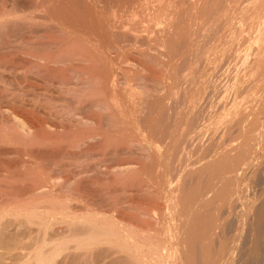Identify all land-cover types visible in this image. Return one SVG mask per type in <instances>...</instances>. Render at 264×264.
<instances>
[{
	"label": "rangeland",
	"instance_id": "obj_1",
	"mask_svg": "<svg viewBox=\"0 0 264 264\" xmlns=\"http://www.w3.org/2000/svg\"><path fill=\"white\" fill-rule=\"evenodd\" d=\"M204 1L205 0H203V2ZM207 1L208 0H206V2ZM209 1L211 2V0H209ZM249 1L250 0L244 1V3L249 2ZM170 2H169V0H81V1L79 0V5H80L79 9H80L81 18H83L82 19L83 24H85V25L89 24L90 25V23H91L90 18L91 17H96V19L98 18L97 19L98 23H100L101 25L103 24L101 28H97V31L99 29H101L99 32L96 33V36L98 35L97 38H96L95 34H94L95 37L92 36V37H94L95 40H92L93 38L89 36V40L91 38L92 42L91 41L88 42L87 41L88 37L86 38V36L84 37V35H82L83 36L82 40H84V38L86 39V43H84V41H82L83 42L82 44H83V46H84V44H86L88 48H86V49L84 48V47H86V45L83 47L85 50V51H83V52H85V53H83L85 55V57L83 56L82 63L79 65L81 68L80 67L79 68L82 70V72H85V73H88V71H90L88 74H90L94 69L95 72L93 71L92 74H94L95 76L97 75L95 78H98V79H93V81L91 82L92 85H90L91 86L90 88L94 87V90H93L95 93L94 96L97 98L101 99V97H103V95H100V93H99L101 91V90H99V88L100 87L103 88L104 83L106 86L107 83L111 82L110 84H108V86H110L109 88H111V91L108 88V86H106L109 90V91H107L108 92L107 98H108L109 102L111 100V103L114 104V105L112 104L113 106L111 105L113 108V109L112 108L111 109L114 110L115 113H113L114 111H112L111 113L109 112L110 118H108L106 111H103L101 108L95 107L92 105L93 100L97 101L100 99H97V98H96L97 100L95 98L92 100L89 99V100H87V102H84L85 104L83 103L80 106L81 107L80 111L82 112L84 110L82 113H86V115H88V116L90 114V116L93 117L94 119H99L100 121L102 120L101 125L99 124V125L83 126L82 128L81 127L79 128L80 130L77 129L78 132L75 130H71L73 132L67 131V134L65 136H66V139L68 138L67 139L68 141H70V140L73 141V140L79 139L82 136L86 135L87 132L93 133V132L97 131L98 134H96L97 132H95L93 134L98 135V136L101 134L102 136H105V139L106 138H108V139H106V140L100 139L103 143L99 140L98 141L95 140V142L92 141V142H90L91 144L88 143L89 147L85 146L86 145L85 144L84 147L87 149L82 147L83 145L80 143V145H82V146H78V147H76V149L70 148L69 151H63L61 149H58V150L53 149V151H48V153H47V151H44V148L42 146L41 147L40 146H34L33 151H31V153L28 152L29 155L32 157V158H30L31 161L34 162L36 165L38 164L37 162L39 160L43 161L41 163L45 162L43 164V166H45L47 168H43V169H47L46 171L49 172L52 176H58V177H65L66 176L67 177V175H70V174L80 173L76 176L75 181L72 180V182H70V183H68V185H66V187L63 191L56 192V190H54L53 191L54 193L51 192V193H46V194H42V195L35 194V193L31 194L28 192V189H26L29 185L28 183L32 182V180L25 179V178H29V176L26 177L27 175L26 176H24V175L28 172H32L35 169V164H34V168L33 169L31 168L32 170L27 169L28 170V172H27L26 168L21 163L22 157L19 159L20 155L18 156V154L19 153L21 154L22 152L16 153L17 157H16L15 153H12V154L7 153L6 154L5 152L7 151V149H8V151H11L12 149H14L13 146L10 145L11 146V149H10L9 145L2 144L3 145L2 146L0 144V147L1 146L3 147V148H1L2 153L0 154L1 155L0 160L4 161V159H5V163L3 162V166L1 168H3V169L5 168L4 171H6V169L8 170L7 171L8 173L7 172L5 173L4 171H2V169L0 172V199L2 200V201L0 200V213L2 212V214H5L3 219H1V221H0V228H1L0 229V232H1L0 233V239H1V236H3L2 238H4L6 236L7 238H5V239H12V241H14V240L20 241L21 244L25 243L24 245L27 247V251H29V250L31 251L33 248V247H31V245L37 246V244H38L37 240L40 241L41 236L43 237L44 235H46L44 237L45 238L47 237L46 239L48 241L50 240V243L54 242L53 239L57 240V239H66L67 238L66 239V242H67L66 243L67 244L66 250L63 251L60 255H58L56 260L54 262H52L51 264H128L126 261H124L123 257H121V256L119 257L118 254L114 255L115 253H113V250H111L109 248L107 243L94 244L90 248L85 247V249H83L84 247H80L77 245L78 244L77 242L81 241L80 239L83 240L88 235L87 230L90 229V226H88V224L90 225V223H96L97 221H99L98 223H100V222H103L102 220H104L106 222V221H108V219L114 218L116 220L117 224H119L118 222L120 221V224L118 225V227L122 224V227H120V228H122L124 230L128 229L130 231L131 228L133 231L135 230L136 233H133V235L135 234L134 237H135V240L137 239L136 241H137V243H139L138 245H140L141 243L143 245H147V246H143V248H142L143 250L142 249H141V251L139 250V253H141V256H142V252H143L142 257H144V256H145V258L150 257L149 253H152L153 251H155L153 249L151 250L150 248L152 246L155 247V245L160 242L161 245H160V243H159V245L161 247H163L164 244L171 247L170 248L171 254L169 253V255L166 256L165 251L160 246H158L159 253L162 252L161 255H164L163 259L160 261L161 264L162 263L163 264H172V262H171V261H173L172 253L174 250L173 248L177 247V245H176L177 244L176 233H178V232L174 231L175 230V228H174L175 224L173 222H175L174 220H176V224L179 223L178 217L173 216L176 214V213H174L175 207H173L174 206L173 203L175 202L174 201L175 198H177V195L175 194L176 193L175 188H177V186H178L177 183H179V180H180L178 178V176H182V175L184 176V175H186L185 174L186 172L190 173V171H192L193 172L192 174H194L198 170H202V168L204 170L205 164H206V170H204V171L206 173V171L209 172L210 169L213 170L211 165L214 164L213 166L215 168V166H217L218 164L220 165V162L223 161L222 164L224 166L222 164L220 165V166H222L223 172L220 171L221 176L219 174L218 179L214 180L216 183L218 182V184H216L213 181V184L207 190L208 192L206 191V193H205V195H207V194L208 195L207 196L204 195V198H207L205 200L215 198L213 200L214 202L212 203V207H211V204L209 205L210 207L208 206V210L211 213L210 215H214V213L217 212L221 208V210H219V214H220L219 220L221 222H219L220 224H217L218 226L219 225L220 226L218 227L216 225V227H214L212 230V233L213 234L215 233V235L212 234L213 235L212 240H214V241H213V243H211L213 245V247H211L210 252H212V253L209 254L210 260H208V262H210V264H264V259H263L264 255L261 254L264 252V250L261 252V250L264 249V246H262L260 244L261 247H263V248L261 249V247H258V245H257L258 243L255 241L256 236H252L253 235L252 225H254L256 218H257V216L255 215V213H256L255 210H256V208L258 209V207H260V205L264 201V195H263L264 194V192H263L264 191V118H263L264 117V80H263L264 76H261L262 77V79L260 78L261 80L258 79V77L256 78V76H254L258 80V82L260 81L259 82L260 85L258 83H256L257 82L256 79L253 80L252 75H250L252 77V79H250L251 77L249 75H247L246 78L244 77L246 79L245 81H247L248 83L244 81V79H243L244 74L246 72H247V74H249L248 70L251 69L250 68V66L252 67L251 64H253V66L256 64V66H257V63H256L257 59L255 60L254 57L251 58V55H250V57H249L250 60L254 58L255 61L251 60L250 64L249 65L247 64L249 69L247 66L245 67L244 62L241 63V61H243V60L240 56H242L245 53V51L248 48L246 46L249 45V41L244 42V40L242 39L243 38L242 36H241V38H240V36H238L239 39L237 38V40L236 41L234 40V42L231 44L227 40V38L229 39L230 36H227L226 37L227 43H224L226 41L223 42V45L221 46L220 51L217 49H214V48H212L211 50H213V51H211L208 48L212 44L211 41L214 42V38L212 39V37L216 36V35L215 36L210 35V33H209L210 29L208 30V28H210V27L207 25V24L210 25V22L206 23L208 21H206L204 19H206L207 16L206 17L202 16L205 13V10H206L205 7L208 4L206 6L200 5V8L204 6L203 7L205 9L204 12L202 11L203 8H202V10H199V11H202L203 13L197 11L199 8L196 10L195 14L197 13L198 17H197V19H196V17H194V20L193 21L191 20V21L193 22V24H197V25H198V23H200V24H199V26L194 25V27H192L191 26L192 24H190L191 21L188 18V17H191L190 13H189L191 10V8L189 7L190 0H176L177 5H174L175 8H174L173 4H176V3H174L173 0L172 1L170 0ZM206 2H205V4H206ZM211 3H213V2H211ZM170 4L172 6H170ZM170 7H171V9H170ZM211 8H213V7L211 6L208 9H211ZM168 10H170V12ZM172 11L174 13H172ZM171 13L173 15H171ZM199 13L202 15L200 16ZM93 15H95V16H93ZM196 15H194V16H196ZM174 17L176 19H173ZM201 17L203 19V20H201V21H203L202 23H201V21L198 22L201 19ZM203 17H205V18H203ZM168 18H171L172 22L173 21L175 22V23H172L175 25V28H172L171 26L168 27V24L172 25V24H170L171 21L168 20ZM85 20H87V21L85 22ZM89 21H90V23H89ZM107 23L110 25L111 24H114V25L110 26V25H107ZM186 23H188L192 28L197 27L194 30L191 28V30H193V33L191 32V36H192V34L195 37L198 36L199 32L201 31L199 28L202 27V31L199 35L200 39L198 37L196 38L198 43L196 42L197 44L195 47L196 48L198 47L197 49L195 47L193 48V46L195 44L194 41H196V39L194 37H192V41H191L189 38V37H191L190 35L188 37L189 38L188 40L190 42L187 41L189 44L188 43L184 44V46L186 45L185 46L186 48L188 45L190 46L192 44L193 49L190 46L191 50H198L197 52L200 51L199 53L196 52L198 54V55H195L196 59H194V57L191 58L192 61H190L191 59H189L186 55L185 56H186L187 60L185 59V56L183 53L185 52V54H186L188 50L186 51L185 50L186 48L182 44H181V50H183L182 52H180L181 50L177 48L178 44L180 43L178 41L179 34H178V36H176V34H175V37H174L175 39L173 38V40H172L174 42V44H173V42H170L171 40L169 41L171 43L170 44L169 42H167V43L163 42V39H162V37H164L165 33H167L166 31L169 28L170 29L172 28V30L174 29L175 32H179L181 30L180 31L181 33H184L185 29H186V31L187 30L191 31L189 28L188 29L186 28L187 27ZM203 23L205 26L207 25V28L202 25ZM89 25H86V26L88 27ZM151 25H152V27H151ZM200 25H202V26H200ZM135 26H136V28H135ZM204 27H205V29H204ZM182 30H183V32H182ZM196 30L198 32V35L195 32ZM203 31L207 32V34H209L210 36L206 35V37H203V35L205 34V32H203ZM211 31H212V28H211ZM100 32H101V34H100ZM181 33H180V36H181ZM187 33L188 32H185V34H187ZM185 34H183V35H185ZM201 34H202V36H201ZM183 35L180 38H182ZM207 36L209 39L211 37L210 42L204 43L205 42L204 38H207ZM180 38H179V40H180ZM208 38L206 39L207 41L209 40ZM240 39H242L243 41H240ZM202 40H204V42H202ZM160 41H162V42H160ZM229 41H230V39H229ZM235 42H237L238 44L243 42V44L241 43L240 45H238L241 47H238L237 44H235ZM88 43L91 45L90 46L91 50H89L90 52H88V49H89ZM164 43H165V45H164ZM116 44H118V45H116ZM232 44H234V45L232 46ZM235 45L238 47V50H236L237 47ZM199 46H201V50H199L200 49ZM203 46L204 47L206 46V47L204 48ZM171 47H172V49H171ZM182 47L185 49H183ZM222 47H223V49H222ZM252 47H254V43L251 46V48ZM83 48H82V50H83ZM262 48L264 51V47H262ZM93 49H95L96 51ZM117 49H119V50H117ZM242 49H244V50L246 49V50L244 51ZM99 50H102L104 55L102 54V51H99ZM204 51H206V52L204 53ZM159 52L160 53H169V56L171 57V58L169 57L170 62H171L170 64H172V65H170L171 66L170 71L173 72V74L171 73L172 74L171 77L174 79V81L171 78L173 85L171 87V83L169 82L170 85L167 86L168 88L170 87L172 89L171 90L169 88L170 89L169 93L167 91L166 95H168V96H166L163 93V90H161V84L160 85L158 84L159 83L158 78H160L162 75L160 73V69H159L160 67L157 65L155 59L160 55ZM202 52L204 54L207 53L206 58H208V60H210V61H208L207 59H205L203 57L204 54ZM211 52H214V53H211ZM239 52H241V54ZM87 53H89V54H87ZM90 54H92L94 56L91 57ZM183 56H184V58H183ZM214 56H215V58H214ZM263 56H264V53H263L262 57ZM263 59H264V57H263ZM86 62H89V63H86ZM252 62H254V63H252ZM262 63H260V64H262V67H263L264 62H262ZM102 64L105 65L106 67H104ZM200 65H202V66H200ZM244 67L246 69L243 70ZM103 69L105 70V72ZM107 69H108V71H107ZM122 69H123V71H122ZM236 69L237 70L240 69V72L238 70V72L240 73V77H241V75H243V76L240 78L241 80L239 79V82L240 83L242 82V84H239V82H238V84H236L235 89H234V86L232 88V87H229V85H230V83L232 84V82L234 81L235 74L238 73L236 71ZM260 69H259L257 76L260 75L259 73L263 72L262 71L263 69H261V72H260ZM200 71H201V73H200ZM235 71H236V73H235ZM187 74H188V76H187ZM105 76H106V78H104ZM179 76L181 79L179 78ZM123 77L125 79H123ZM247 77L249 79H247ZM100 78H102V79H100ZM179 79L181 81V82L179 81L181 84L178 83V85H176ZM74 80L75 79H72L71 81H74ZM100 80H102L104 83L100 82ZM124 80H126V81H124ZM176 80H177V82H176ZM131 81H132V83H131ZM243 81H244V83H243ZM253 81H255V82H253ZM262 81H263V83H261ZM14 82H12L13 86L17 85V84L23 85L25 83H28V84H26L28 87H30V86L33 87L35 85V84L33 85L32 83H29V82L22 83L21 81H18V80L14 81ZM16 82H18V83L16 84ZM127 82H128V84H126ZM250 82H253L255 86H253V84ZM123 83H125L126 86ZM196 83H197V85H195ZM43 84H45V82H43V81H42V83H39V85L43 88L48 87V83L46 84V86H43ZM98 84H99V87H97ZM95 85H97V86H95ZM111 85H113V86H111ZM129 86H131V87H129ZM143 86H146L147 88H145ZM226 86H227V89H226ZM252 86L255 87V90L258 89L257 93L255 92L256 94L252 90H249L250 88H248V87L253 88ZM49 87H52V86L49 84ZM84 87L86 89L89 88L88 84L87 85L86 84H80L79 90H82ZM95 87L98 89H96ZM168 88H167V90H168ZM189 88L190 89L192 88V89L190 90ZM96 90H98V91H96ZM184 90H185V92H184ZM251 91H252V94H251ZM109 92H111V94H109ZM130 92H131V94H130ZM61 93H59V94H61ZM109 95H111V97L113 96L114 99L111 98L109 100V97H108ZM121 95L123 96L122 98H121ZM251 95L253 96V98ZM179 96H181V97H179ZM198 96H199V98H198ZM154 97L156 99L159 98V100L157 99L158 102H156V105H155V103L152 102L153 105H155L154 106L155 108L154 107L152 108L151 107L152 106L151 100ZM54 98H53L54 102L52 104L53 105L56 104L58 107L62 103H65L71 107L75 106V100L73 98H71L69 95H65V93L64 94L62 93L60 96L55 93ZM139 99H140V101H139ZM243 99H245L246 101ZM10 100L11 99L8 100L6 97H1L0 98V105L2 106V108L7 109V107H6L7 105L5 106L6 101H8L11 104V106L12 105L16 106L15 104H13L15 101L10 102ZM115 100H116V104L114 103ZM123 102L125 104H123ZM189 102H191L192 104ZM238 102L241 104V106ZM88 103H90V104H88ZM245 103H247V104H245ZM158 104H159V106H157ZM237 104L240 106V108H238V109H240L241 111L244 112L243 113L239 110L240 113H242L245 117H243V115H241L239 113V115H241V117H239V115H238L239 119L236 117L234 119L233 123H231L230 133L229 132L223 133L224 132L223 128L225 127V125H222V123H219V122L217 123L216 119L218 121L220 114L222 115V107L223 106H225L226 108H231L234 105L237 106ZM250 104H252V105H250ZM164 105L166 106L165 108H164ZM147 106H148V108H147ZM149 106L151 108H149ZM244 106H245V108H244ZM120 107H121V110H120ZM168 107H169V109H168ZM186 107H189V108H186ZM89 108H91V109H89ZM161 108H162V110H161ZM250 108L252 109V111ZM132 109H134L135 111ZM155 109H157L159 111H157ZM164 109L165 110L168 109V110L164 111ZM30 110L35 113L34 114L31 111H30L31 113H29L30 117H33L35 115L34 116L35 118L33 117L34 120L41 116V114H39L41 112L37 113L33 109H30ZM28 111H27V114H28ZM51 111L57 112L55 109H54V111L53 110H51ZM245 111H246V113H245ZM52 112H45V114L42 113L43 116H41V117H44V118L46 117L45 119H47L50 122L52 120L54 121L55 119H57V121H58L59 118H57L58 117L57 114H60V113L57 112V113H54L51 115ZM121 112H123V114ZM47 113H49L50 117ZM116 113H117V115H116ZM152 113H154L153 116H152ZM161 113L163 114L161 117L162 119H160ZM46 114L48 116H46ZM55 114L57 115V117ZM165 114H166V117H165ZM38 115H40V116L38 117ZM53 115H55V119H54ZM169 115L172 116V120H173V122H175L174 126L172 125L171 127H174L176 130L174 131V128H173V130H171L172 128H170V132H171V133L169 132L170 135L165 137V134H163V133H165L164 129H163L165 127H163V125L166 124L167 120L165 121L164 118L166 119L167 117H169ZM51 116L53 117V119H51ZM112 117H115V118H112ZM149 117H151V118H149ZM213 117H215L216 119ZM240 118H241V120H240ZM109 119H110V122H109ZM111 119H113V120H111ZM122 119H124L125 122L126 121L128 122L127 123L128 128H127V125H124V122ZM114 121H116V122H114ZM177 121L179 124L177 123ZM240 122H243V123H240ZM254 122H255V124H254ZM162 123H164V124H162ZM176 123H177V125H176ZM158 124H160L161 126ZM123 125H124V127L126 126L125 127L126 129L123 127ZM193 125H194V127H193ZM204 126H206V128ZM81 129H83V130H81ZM182 129H183V131H182ZM40 131H42V130H40ZM236 132H237V134H236ZM44 133H46V132L44 131ZM250 133L252 134V136ZM41 134L43 135V131ZM186 134H187V136H186ZM198 134H200V135H198ZM118 135H120L119 138L117 137ZM50 136L51 137L55 136V139H57L56 134L52 133V134H50ZM161 137H162V139H161ZM127 138H128V140H127ZM147 139H148V141H147ZM104 140L107 143H105ZM228 140H230V141H228ZM136 142H142V143L145 142V144H149L150 147L152 148V149H150L151 153H149L150 152V150H149V151H147L148 155L145 156L147 154L145 151L144 153H146V154H144V156L138 158L139 157L138 153L142 152V151H139L140 149L136 145ZM122 143H123V145H122ZM154 143H156V144H154ZM206 144H209V145L216 144V145H214V146H212V148H210L211 146L209 147V145H206ZM231 144H232V146H230ZM90 145H91V147H90ZM233 145H234V147H236V145H237V147L242 149L245 153H241V154H243V155H241L240 153H238L240 151H237L240 149L235 148L236 151H235V149L231 150L232 152L230 151L233 154H231L229 152L234 157L229 155L227 158V156L225 154L223 156L222 152L223 151L225 152L226 148L233 147ZM193 146L194 147L197 146L198 148L194 149ZM199 146H200V148H199ZM202 146H204L205 148ZM22 147H25V146L21 145L20 148H22ZM192 148H193V150H192ZM201 148H203V149H201ZM115 150H116V152H115ZM130 150L133 152H131ZM203 150H205V151H203ZM233 151L236 154L241 155L242 156L241 159L239 156L235 155V153ZM62 152L63 153L65 152V153L63 154ZM246 152H247V154H246ZM54 153H55V155H54ZM255 153H257V155ZM152 154H153V156H152ZM245 154L248 156H246ZM9 155H11V156L13 155V157H11ZM61 155H63L66 158H64V159L59 158V157H61ZM149 155L151 156L153 162L151 161V158ZM218 155L220 156V158L218 157ZM254 155H256V156H254ZM8 156L11 158H9V160H6V159H8L7 158ZM230 156H231V158H229ZM41 157L43 160L41 159ZM222 157H223V160H222ZM236 157H239V159ZM226 158L228 160L224 161V159H226ZM234 158L236 159V161L238 160V162L235 161V163H237V164H234V162H233L235 160ZM244 158H245V160H244ZM16 159L17 160L19 159L18 160L20 162L19 164H21L22 166L17 163L18 161ZM69 159H70V161H69ZM219 159H221V160L218 163ZM254 159H255V161H254ZM55 160H56V162H55ZM135 160H138L137 162L139 163V166H136L137 167L136 168L137 175H136V172H134L133 175H135V176L129 181L127 180V181H124L122 183L121 182L120 183L119 182L114 183L113 181H116L117 179H119V177L117 178L116 175L113 176L112 173H111L112 176L110 173H109V175L106 174V176H104L102 174V172L106 171V169L108 167H112V166H115V165L120 164V163L135 161ZM231 160H233L232 162H233L234 166H230L232 169L229 166H227L228 168H230V169H227V167L225 165H226V163L229 165V162H231ZM250 160L251 161L253 160V162L255 164L253 162H251ZM10 162H12L13 164H15V162H16L18 165L16 164L12 168L10 166V169H8L9 168L8 165ZM207 163H208V165H207ZM151 164H153V166ZM231 164L232 163H230V165ZM38 165H37V168L39 169L40 165H39V167H38ZM257 165H258V167H257ZM201 166H203V167L201 169H199ZM207 166H208L209 170L207 169ZM235 166H239V167H235ZM197 168H198V170H197ZM195 169H196V171H195ZM226 169L228 170V173H227ZM233 169H235V170H233ZM34 171L36 172V170H34ZM42 171H44V170H42ZM151 171H153V172H151ZM162 171H164V172H162ZM32 173H31V175L35 176V174H32ZM44 173H45V171H44ZM182 173H184V174H182ZM64 174H66V175H64ZM4 175H7V176H4ZM20 176H22V177H20ZM195 176H196V180L200 179L199 176H198L199 178L197 177V175H195ZM195 176L193 177L192 180H194ZM113 177H115V178H113ZM176 178H177V180H176ZM141 179H143V180H141ZM223 179L228 181L229 183L224 181ZM153 182H155V184ZM95 183L97 185H95ZM224 183H226L227 186H225V187L227 189L225 187H221L222 185L224 186ZM131 184L133 187L129 186ZM149 184H151L152 187L154 185H156V186H154V188H158L157 190L161 191L160 194L155 195V194H152L150 192L146 193V191H138V192L135 191V193H134V191H132V193L130 192L131 193L130 194L129 191L124 190V187H127V188L132 187L131 189H133L134 186H137V185H149ZM194 184H195V182H194ZM238 184H239V186H238ZM22 185H23V187H22ZM25 185H27V187H25ZM92 185L94 186V188ZM213 185L215 187H213ZM230 186H232V188ZM85 187H87V188H85ZM97 187L99 189H101V187H102V190L99 191V189ZM105 187H108V188H106V190H105ZM74 188L77 190H75ZM96 188H97V190H96ZM220 188H222V189H220ZM76 191L77 192L80 191V192L77 193ZM223 191H225V192H223ZM220 193H221V195H220ZM48 195H49V197H48ZM153 195H155V196H153ZM175 195H176V197H175ZM215 195L217 197H215ZM224 197H226V199ZM20 199H21V201H20ZM127 199L129 201L131 200V201L135 202L134 204H139L140 207H145L146 209L151 208L150 213H152V214L154 213V215L159 214V216H161V218H162L159 222V225L157 226L156 225L157 223L154 220H151V221L150 220H147V221L143 220L142 221V219H140L139 217L133 218V216H130L128 214V211L121 208L120 205L116 206V204L119 201L127 200ZM178 199L179 198H177L176 201ZM201 199L202 198H200L198 201H200ZM198 201L195 200V202H193L194 205L196 204L197 207H199V206L202 207L203 203L200 204L202 201L201 202H198ZM197 202L200 205H198ZM231 202H233V203H231ZM222 206L225 207V208H223L224 210L222 209ZM36 207H40V208H36ZM172 207H173V209H172ZM214 207H217V208H214ZM251 207L254 208L253 209L254 212L251 210L252 209ZM24 208H27V209L24 210ZM34 208H36L37 210L43 209L44 211L40 210L43 212L47 211L50 208L49 210L52 209L51 210L52 212L57 213L56 216L58 218L64 217L66 219L64 220V218H62L63 221H61L62 220L61 218L53 220V221L50 220L49 223L52 222L54 225L52 228V226H51L52 223H51L49 225L51 227L48 228L49 231L47 229V232H45L46 230H42V227L40 228V225L37 223H31V224L28 223L27 224L25 222L26 223V225H25V223H24V217L25 216H23L24 215L23 213L25 211H28L29 209H34ZM210 208H213V210H210ZM197 209H200V208H197ZM211 211H213L214 213H212ZM19 212H21L20 213L21 215L18 217L16 214ZM157 212H159V213H157ZM239 213H240V216H239ZM6 214H7V216H6ZM103 214H105L106 216ZM206 214H208L207 216L210 217L209 212H206ZM235 214H237V215H235ZM81 215L83 218L81 217ZM247 215H248V218H247ZM13 216H14V218H13ZM15 216H17V217H15ZM111 216H113V217L111 218ZM207 216L205 215V217H204L205 221H206V218L209 219V217H207ZM74 217H75L76 221L71 222L70 220H72ZM252 217H253V219H252ZM101 218H103V219L101 220ZM75 219H73V220H75ZM77 220H78V222H77ZM236 220H238V221H236ZM87 221H88V223H87ZM109 222H111V220H109ZM234 222H235V224H234ZM117 224H115V226H117ZM28 225H30V226H28ZM141 225H142V227H141ZM171 226L174 228V230ZM164 227H165V229H164ZM167 227H171L169 229V231L167 230ZM38 229H40V230L38 231ZM33 230L35 232H33ZM40 231L41 232L43 231V233L45 232V234L42 235L43 233H40L41 234L40 235L38 233ZM213 231H215V232H213ZM171 234H173V235H171ZM170 235L173 237V239H170L168 237ZM254 235H255V233H254ZM35 238L37 240H33ZM149 238H150V240H149ZM168 238L170 239V241L168 240ZM253 238H255V239H253ZM32 242H34V243L32 244ZM220 243H222V245ZM255 243H257V244L254 245ZM162 244H163V246H162ZM93 246L95 247V249ZM148 246H150V247L148 250H146L148 248ZM29 247H31V248H29ZM154 247H152V248H154ZM254 248L256 250H258V251H256V250L255 251L257 253L259 252L260 254L258 253V255H257L256 252L254 253V251H253ZM144 249L146 250V254H144L145 253ZM259 249H260V251H259ZM107 250H108V252H107ZM225 250H226V252H225ZM23 251L27 252L26 249ZM148 251H150V252L147 253ZM215 252H218V253L221 252L219 255H218V253H216L220 258L218 256H216ZM81 254H82V256H81ZM210 255H212V256H210ZM213 256H215V257H213ZM195 257H196V259H195ZM195 257H193L195 259L194 262H195V264H197L198 263L197 261L199 260L197 258H199V257H197V255ZM22 259H24L23 256L21 257V255L20 256L15 255V256L11 257V259L8 258V259H5L6 261L5 260L4 261L8 264H14V263L17 264ZM215 259H217V260H215ZM222 259H224V260H222ZM212 260H213V263H212ZM156 261L159 262V260H156ZM217 261H218V263H217ZM152 263L156 264V263H154V261ZM176 264H179L178 261L176 262Z\"/></svg>",
	"mask_w": 264,
	"mask_h": 264
},
{
	"label": "bare ground",
	"instance_id": "obj_2",
	"mask_svg": "<svg viewBox=\"0 0 264 264\" xmlns=\"http://www.w3.org/2000/svg\"><path fill=\"white\" fill-rule=\"evenodd\" d=\"M81 1V0H80ZM172 1V0H171ZM209 1V0H208ZM207 1V2H208ZM244 1H247V0H211V3L210 1L207 3L206 0L203 2V0H190V5L189 7L191 8L190 10V16L191 17H188L190 19V21L194 20V17H198V14L196 15L195 12L196 10L199 11V10H202V8L204 7H201L200 8V5H207L205 7V10L203 8V12L205 10V13L204 15L200 14L199 15L201 16H207L206 23H209L210 22V25L207 24L210 28H208V30L210 31V35L212 36H215V37H212V39L214 38V42H212L211 46L208 47L210 50L212 48L214 49H217L220 51L221 49V46L223 45V42L224 43H227V40L228 42L233 43L234 40L236 41L237 38L239 39L238 36H241L243 37L242 39L245 41H249V45L246 46L248 47L247 50L245 51V53L240 56L242 58L244 62V65L245 67L250 64L251 60H255L257 59L256 63H257V66L256 64L252 67L250 66V70L249 71V74H247V72L243 75H241V77L243 76V79L244 81L246 80V76L247 75H252L253 77V80L256 79L258 77V79H262L261 76H264V66L262 67V62H264V59L262 57L264 51H263V48L264 47V0H250L249 2H246L244 3ZM152 2V1H151ZM166 2V1H165ZM168 2V1H167ZM170 2V0H169ZM174 3L176 4H173L174 5H177V2L176 0H173ZM203 2V3H202ZM206 2V4H205ZM92 3V2H91ZM171 3V2H170ZM182 3V2H181ZM202 3V4H201ZM212 5H211V4ZM172 4V3H171ZM170 4V6H172ZM143 5V4H142ZM141 5V6H142ZM210 5V6H209ZM79 0H0V98L1 97H6L8 100H10V102L12 101H15L13 104H15L16 106H11V104L6 101L5 103V106L7 107L6 108H2V106L0 105V144H6V145H11L13 146L14 149H12L11 151H7L5 152L6 154L10 153H15L16 157H17V154L16 153H19V152H22L21 154L19 153L18 156H19V159L22 157V165L26 168V170H32L34 168V162L31 161L30 158H32L28 152L31 153V151H33V147L34 146H42L44 148V151H53V149H61L63 151H69L70 148H74L76 149V147L78 146H82L84 147L85 146H88V143L91 144L90 142L94 141H101L103 139H105V136H102L100 133V135H94L93 133L97 132H93V133H90V132H87L86 135L82 136L81 138L79 139H76V140H70L68 141L66 139V134H67V131H70V132H73L71 130H75L77 131V129H79L80 127L82 128L83 126H88V125H101L102 123V120L100 121L99 119H94L93 117L86 115V113H82L80 110V106L84 103V102H87V100H92V99H96L97 97H95V93H94V87L93 88H90L92 85L91 82L93 81V79H98V78H95L96 76L93 73V71L88 74L90 71H88V73H85V72H82V70L80 69L81 67L79 66L81 63H82V58L83 56L85 57V55L83 53L84 48H88L86 44H84V46L86 45V47L83 46V42L86 43V39L84 38V40H82V35H84V37L86 36L87 38V41H91L92 40H95L94 37L96 36V33L99 32L101 29H99L97 31V28H101L102 25L100 23H98V18L96 19V17H89L91 19V23L90 25L89 24H86V25H89L88 27L83 24V18H81V14H80V9H79ZM95 6V5H94ZM180 6V5H179ZM213 7L211 9H208L210 7ZM175 8V6H174ZM177 8V7H176ZM189 8V9H190ZM90 9V8H89ZM171 9V7H170ZM178 9V8H177ZM91 10V9H90ZM98 10V9H97ZM138 10V9H137ZM184 10V9H183ZM96 11V10H95ZM170 12V10H168ZM176 11V10H175ZM192 11V12H191ZM202 11H199L201 13H203ZM172 13H174L172 11ZM171 13V15H173ZM193 13V14H192ZM168 14V13H167ZM176 14V13H175ZM196 15V16H194ZM91 16V15H90ZM95 16V15H93ZM83 17V16H82ZM86 17V16H85ZM106 17V16H105ZM169 17V16H168ZM172 17V16H171ZM203 17V18H205ZM173 19H176L175 17ZM200 19V18H199ZM198 19V20H199ZM115 20V19H114ZM120 20V19H119ZM168 20H170V24L172 23H175L174 21L172 22V19L171 18H168ZM202 19L198 21L200 22ZM87 20H85L86 22ZM112 21V20H111ZM110 21V22H111ZM190 22V24H192L191 26L194 27L195 26H199L200 23L197 24H193V22ZM108 22V21H107ZM123 22V21H122ZM195 22V21H194ZM197 22V21H196ZM203 21H201L202 23ZM169 23V22H168ZM205 23V24H206ZM187 24V29L189 28L191 30V26ZM107 25H110L107 23ZM111 25H114V24H111ZM110 25V26H111ZM121 25V24H120ZM174 27H173V26ZM172 25H169L168 24V27L171 26L172 28H175V25L172 24ZM182 25V24H181ZM190 27H189V26ZM203 26L204 23L202 24ZM200 25V26H202ZM207 25L205 26L207 28ZM85 26V27H84ZM109 26V27H110ZM122 26V25H121ZM164 26V25H163ZM133 27V26H132ZM140 27V26H139ZM152 27V25H151ZM204 27V29H205ZM136 28V26H135ZM172 28L168 29L164 35V37H162L163 39V42L167 43L169 42H173V38L175 37V34L176 36H178L179 34V38L185 34V32H188L187 34L183 35L182 38H178V49L181 50V44L184 46V44L188 43L187 41H189L188 39L190 38V40L192 41V37H194L195 39L198 37L200 39V33L202 31V27H200L199 29L201 30L199 32V35H198V32L197 30L195 31L197 33L198 36H194L192 34L191 36V32L193 33V30L196 29V28H192L193 30L191 31H186V29L184 30V33H181V36H180V33L179 32H175V30L173 31ZM177 28V27H176ZM211 28H212V31H211ZM104 29V28H103ZM151 29V28H150ZM166 29V28H165ZM182 29V28H181ZM184 29V28H183ZM127 30V29H126ZM179 30V29H178ZM111 31V30H110ZM120 31V30H119ZM125 31V30H124ZM104 32V31H103ZM109 32V31H108ZM162 32V31H161ZM183 32V30H182ZM194 32V33H195ZM205 32V31H203ZM202 32V33H203ZM111 33V32H110ZM127 33V32H126ZM163 33V32H162ZM213 33V34H212ZM95 34V36H94ZM101 34V32H100ZM105 34V33H104ZM118 34V33H117ZM204 34V33H203ZM189 35L191 37H189ZM206 35H209L207 34V32H205V34L203 35V37H206ZM209 35V36H210ZM89 36L92 37L93 39L89 40ZM98 36V35H97ZM96 36V38H97ZM104 36V35H103ZM163 36V35H162ZM202 36V34H201ZM227 36H230L229 39L227 38L226 40V37ZM161 37V36H160ZM189 37V38H188ZM208 38V36H207ZM207 38H204V40H202V42L204 43H209L210 42V39L207 41L206 39ZM113 39V38H112ZM160 39V38H159ZM175 39V38H174ZM242 39H240V41H243ZM101 40V39H100ZM177 40V39H176ZM199 41V40H198ZM239 41V40H238ZM237 41V42H238ZM239 41V42H240ZM251 41V42H250ZM90 42V43H91ZM96 42V41H95ZM104 42V41H103ZM162 42V41H160ZM169 42V43H170ZM190 42V41H189ZM195 44L193 46V48L196 46V44L198 43L197 42V39L196 41H194ZM197 42V43H196ZM201 42V43H202ZM237 42H235V44L240 45L241 43L243 44V42H241L240 44H238ZM94 43V42H93ZM107 43V42H106ZM115 43V42H114ZM164 43V45H165ZM200 43V44H201ZM203 43V44H204ZM254 43V47L251 48V46L253 45ZM89 44V43H88ZM112 44V43H111ZM171 44V43H170ZM174 44V42H173ZM189 44V43H188ZM252 44V45H251ZM97 45V44H96ZM101 45V44H100ZM110 45V44H109ZM118 45V44H116ZM162 45V44H161ZM205 45V44H204ZM234 44H232L233 46ZM90 44H89V49H88V52H90L89 50L90 49ZM167 46V45H166ZM174 46V45H173ZM186 46V45H185ZM184 46V47H185ZM189 46V45H188ZM185 49L187 51V53L185 54V52L183 53L184 56L186 55L189 59L195 58V55H198L197 52L198 50H191L190 49V46L192 48V44ZM202 46V45H201ZM201 46L199 50H201ZM236 46V45H235ZM236 46V47H237ZM84 47V48H83ZM180 47V48H179ZM204 47V46H203ZM206 47V46H205ZM204 47V48H205ZM220 47V48H219ZM238 47H241V46H238ZM238 47L236 48V50H238ZM245 47V48H246ZM83 48V50H82ZM192 48V49H193ZM196 48V47H195ZM198 48V47H197ZM196 48V49H197ZM235 48V47H234ZM109 49V48H108ZM107 49V50H108ZM168 49V48H167ZM172 49V47H171ZM175 49V48H174ZM203 49V48H202ZM223 49V47H222ZM95 50V49H93ZM111 50V49H110ZM119 50V49H117ZM166 50V49H165ZM208 50V49H207ZM87 51V50H86ZM96 51V50H95ZM98 51V50H97ZM99 51H102V50H99ZM183 50H181L180 52H182ZM203 51V50H202ZM213 51V50H211ZM218 51V52H219ZM222 51V50H221ZM109 52V51H108ZM169 52V51H168ZM176 52V51H175ZM189 52V53H188ZM197 52V53H196ZM206 51H204L205 53ZM208 52V51H207ZM215 52V51H214ZM214 52H211V53H214ZM242 52V51H241ZM241 52H239L241 54ZM98 53V52H97ZM160 53V52H159ZM203 53V52H202ZM203 53V54H204ZM89 54V53H87ZM102 54L104 55L103 51H102ZM172 54V53H171ZM207 54V53H206ZM206 54L203 55V57L205 59L208 60V58H206ZM98 55V54H97ZM102 55V56H103ZM209 55V54H208ZM214 55V54H213ZM250 55H251V58L254 57L253 59L250 60ZM89 56V55H88ZM90 56H94L92 54H90ZM100 56V55H99ZM108 56V55H107ZM166 56V57H165ZM183 56V58H184ZM186 56H185V59H186ZM232 56V55H231ZM239 56V55H238ZM96 57V56H95ZM94 57V58H95ZM106 57V56H105ZM169 53H160V55L155 59L156 60V63L157 65L160 67V73H161V77L158 78L159 79V85L161 84V90H163V93L166 95L167 91L169 93V90L170 89L167 87L169 86V82L171 83V87H172V77L171 75L173 74V72L170 71V58H169ZM176 57V56H175ZM218 57V56H217ZM200 58V57H199ZM215 58V56H214ZM91 59V58H90ZM98 59V58H97ZM106 59V58H105ZM113 59V58H112ZM210 59V58H209ZM93 60V59H92ZM187 60V59H186ZM254 60V61H255ZM263 60V61H262ZM89 61V60H88ZM192 61V59L190 60ZM189 61V62H190ZM210 61V60H208ZM221 61V60H220ZM259 61V62H258ZM84 62V61H83ZM100 62V61H99ZM185 62V61H184ZM196 62V61H195ZM86 63H89V62H86ZM92 63V62H91ZM90 63V64H91ZM98 63V62H97ZM96 63V64H97ZM104 63V62H103ZM107 63V62H106ZM109 63V62H108ZM191 63V62H190ZM194 63V62H193ZM207 63V62H206ZM209 63V62H208ZM219 63V62H218ZM254 63V62H252ZM262 63V64H260ZM95 64V65H96ZM105 64V63H104ZM195 64V63H194ZM248 64V65H247ZM88 65V64H87ZM100 65V64H99ZM103 65V64H102ZM107 65V64H106ZM259 65V66H258ZM104 67H106L105 65H103ZM202 66V65H200ZM208 66V65H207ZM257 68H256V67ZM261 66V67H260ZM80 67V68H79ZM209 67V66H208ZM243 68L246 69V68ZM254 67V68H253ZM96 68V67H95ZM173 68V67H172ZM199 68V67H198ZM263 69L261 72V69ZM89 69V68H88ZM195 69V68H194ZM203 69V68H202ZM249 69V67H248ZM259 69H260V72L259 73L260 75L257 76L258 72H259ZM104 70V69H103ZM173 70V69H172ZM200 70V69H199ZM229 70V69H228ZM239 72H240V69H238ZM238 70L236 69V71L238 72ZM108 71V69H107ZM123 71V69H122ZM235 71V73H236ZM87 72V71H86ZM95 72V71H94ZM99 72V71H98ZM105 72V70H104ZM125 72V71H124ZM236 73L235 76H234V81L232 82V84L230 83L229 87H232L234 86V89H235V86L236 84H238L239 82V79L241 78L240 77V73ZM128 73V72H127ZM172 73V74H171ZM190 73V72H189ZM195 73V72H194ZM201 73V71H200ZM103 74V73H102ZM106 74V73H105ZM109 74V73H108ZM185 74V73H184ZM230 74V73H229ZM124 75V74H123ZM104 76V75H103ZM130 76V75H129ZM181 76V75H180ZM179 76V78H180ZM188 76V74H187ZM201 76V75H200ZM256 76V78L254 77ZM260 76V77H259ZM122 77V76H121ZM127 77V76H126ZM176 77V76H175ZM245 77V78H244ZM251 77V76H250ZM252 77L250 79H252ZM103 78V77H102ZM100 78V79H102ZM106 78V76L104 77ZM110 78V77H109ZM128 78V77H127ZM130 78V77H129ZM156 78V77H155ZM172 78V79H171ZM184 78V77H183ZM233 78V77H232ZM72 79H75L74 81H71ZM123 79H125L123 77ZM153 79V78H152ZM181 79V78H180ZM180 79L176 80L177 84L180 83ZM247 79H249L247 77ZM260 79V80H261ZM21 81L22 83H25V82H29V83H32L34 86L33 87H28L26 84L28 83H25V84H17L18 82H16L17 85H14L12 84V82L14 81ZM105 80V79H104ZM110 80V79H109ZM147 80V79H146ZM157 80V79H156ZM186 80V79H185ZM230 80V79H229ZM241 80V79H240ZM257 80V79H256ZM264 80V79H263ZM45 82V84H43V86H46V84L48 83V87H49V84L52 86V87H47V88H43L39 85V83H42ZM107 81V80H106ZM126 81V80H124ZM149 81V80H148ZM174 81V79H173ZM180 81V82H179ZM187 81V80H186ZM190 81V80H189ZM243 81V83H244ZM100 82H103L102 80H100ZM108 82V81H107ZM192 82V81H191ZM247 82V81H245ZM255 82V81H253ZM253 82H250L254 85ZM260 82V81H259ZM258 80L256 83H258ZM15 83V82H14ZM104 83V82H103ZM102 83V84H103ZM111 82L107 83L106 86H108V84H110ZM132 83V81H131ZM139 83V82H138ZM248 83V82H247ZM255 83V84H256ZM263 83V81L261 82ZM80 84H88V87L89 88H83L82 90H79V86ZM125 84V83H123ZM128 84V82L126 83ZM125 84V86H126ZM181 84V83H180ZM239 84H242V82ZM12 85V86H11ZM134 85V84H133ZM145 85V84H144ZM197 85V83L195 84ZM260 85V84H259ZM82 86V85H81ZM97 86V85H95ZM103 86V85H102ZM105 86V83H104V86L103 88L100 87L99 90H101L99 93L100 95H103V97L100 98H97V99H100V100H97V101H92V105L95 106V107H99L101 108L103 111H106L107 112V117L110 118L109 116V112L111 113L113 108L112 106L114 105L113 103H111V98H113V96L111 97V95H109V100L110 102L108 101V98H107V91L108 88L110 86H108V88ZM113 86V85H111ZM117 86V85H116ZM124 86V87H125ZM252 86V87H253ZM258 86V85H257ZM256 86V87H257ZM87 87V86H86ZM99 87V84L98 86ZM131 87V86H129ZM145 88H147L146 86H143ZM176 87V86H175ZM186 87V86H185ZM201 87V86H200ZM261 87V86H260ZM52 88V89H51ZM96 88V87H95ZM102 88V89H101ZM121 88V87H120ZM168 88V90H167ZM197 88V87H196ZM238 88V87H237ZM244 88V87H243ZM250 88L249 90H252L254 93L258 91L255 90V87L251 88V87H248ZM81 89V88H80ZM98 89V88H96ZM110 91H111V88H109ZM126 89V88H125ZM139 89V88H138ZM190 89V88H189ZM192 89V88H191ZM190 89V90H191ZM226 89H227V86H226ZM124 90V89H123ZM122 90V91H123ZM156 90V89H155ZM159 90V89H158ZM172 90V89H171ZM196 90V89H195ZM201 90V89H200ZM199 90V91H200ZM248 90V91H249ZM98 91V90H96ZM95 91V92H96ZM128 91V90H127ZM149 91V90H148ZM177 91V90H176ZM179 91V90H178ZM181 91V90H180ZM197 91V90H196ZM236 91V90H235ZM243 91V90H242ZM252 91H251V94H252ZM65 95H69L71 98H73L75 100V106L71 107V106H68L67 104L65 103H62L59 105V107L55 104L53 105L52 103L54 102L53 101V98L55 97V93L57 95H61L62 93ZM145 92V91H144ZM185 92V90H184ZM229 92V91H228ZM247 92V91H246ZM61 93V94H59ZM102 93V94H101ZM124 93V92H123ZM122 93V94H123ZM162 93V92H161ZM162 93V94H163ZM195 93V92H194ZM198 93V92H197ZM255 93V94H256ZM109 94H111V92H109ZM131 94V92H130ZM149 94V93H148ZM172 94V93H171ZM185 94V93H184ZM196 94V93H195ZM203 94V93H202ZM248 94V93H247ZM113 95V94H112ZM117 95V94H116ZM128 95V94H127ZM126 95V96H127ZM151 95V94H150ZM155 95V94H154ZM250 95V94H249ZM94 96V97H93ZM142 96V95H141ZM148 96V95H147ZM158 96V95H157ZM164 96V95H163ZM168 96V95H166ZM201 96V95H200ZM252 96V95H251ZM68 97V96H67ZM93 97V98H92ZM123 96L121 95V98ZM131 97V96H130ZM135 97V96H134ZM138 97V96H137ZM160 97V96H159ZM178 97V96H177ZM181 97V96H179ZM249 97V96H248ZM62 98V97H61ZM116 98V97H115ZM164 98V97H163ZM193 98V97H192ZM196 98V97H195ZM199 98V96H198ZM197 98V99H198ZM246 98V97H245ZM253 98V96H252ZM55 99V98H54ZM68 99V98H67ZM66 99V100H67ZM114 99V98H113ZM119 99V98H118ZM142 99V98H141ZM144 99V98H143ZM159 100V98H157ZM155 97L151 100V104H152V108L156 105V102H158ZM2 100V99H1ZM72 100V99H71ZM127 100V99H126ZM195 100V99H194ZM245 100V99H243ZM3 101V100H2ZM32 103H31V102ZM113 101V100H112ZM140 101V99H139ZM146 101V100H145ZM178 101V100H177ZM188 101V100H187ZM246 101V100H245ZM28 102V103H27ZM65 102V101H64ZM132 102V101H131ZM155 103V105H153V103ZM163 102V101H162ZM181 102V101H180ZM192 102V101H191ZM189 102V103H191ZM240 102V101H239ZM238 102V103H239ZM4 103V102H3ZM74 103V102H73ZM116 104V100L114 102ZM149 103V102H148ZM161 103V102H160ZM201 103V102H200ZM242 103V102H241ZM85 104V103H84ZM90 104V103H88ZM113 104V105H112ZM123 104H125L123 102ZM166 104V103H165ZM192 104V103H191ZM225 104V103H224ZM240 104V103H239ZM247 104V103H245ZM244 104V105H245ZM4 105V104H3ZM112 105V106H111ZM222 105V104H221ZM232 105V104H231ZM252 105V104H250ZM4 106V107H5ZM91 106V105H90ZM120 106V105H119ZM134 106V105H133ZM139 106V105H138ZM149 106V108H151ZM159 106V104L157 105ZM170 106V105H169ZM178 106V105H177ZM239 105L237 104L232 106L231 108H226L225 106L222 107V115L220 114L219 116V119L217 121L216 119V122L218 123H222V125H225V129L223 128L224 132L223 133H227L231 131V123H233L234 119L237 117L239 119V117H241V115H243L242 113H240V106L238 107ZM58 107V108H57ZM117 107V106H116ZM137 107V106H136ZM166 106L164 105V108ZM179 107V106H178ZM112 108V109H111ZM128 108V107H127ZM145 108V107H144ZM148 108V106H147ZM155 108V107H154ZM172 108V107H171ZM186 108H189V107H186ZM245 108V106H244ZM243 108V109H244ZM30 109H33L34 111H36L37 113L38 112H41L39 114L42 115V113L45 114V112H52L51 110L54 111V109L59 112L60 114H57L56 117L59 118V120L57 121V119H55V115H53L54 119L57 121H48L47 119H45L44 117H41L40 115H38L39 118L37 119H33V117L35 116L34 112L31 111ZM91 109V108H89ZM116 109V108H115ZM169 109V107H168ZM166 109V110H168ZM251 109V108H250ZM29 110V111H28ZM120 110H121V107H120ZM134 110V109H132ZM150 110V109H149ZM157 110V109H155ZM162 110V108H161ZM164 109V111H166ZM240 110V111H239ZM27 111H28V114H27ZM33 112L34 116L33 117H30L29 116V113ZM118 111V110H117ZM127 111V110H126ZM135 111V110H134ZM159 111V110H157ZM170 111V110H169ZM174 111V110H173ZM249 111V110H248ZM252 111V109H251ZM57 112H52V114L54 113H57ZM120 112V111H119ZM139 112V111H138ZM147 112V111H146ZM155 112V111H154ZM238 112V113H237ZM243 112V111H241ZM259 112V111H258ZM90 113V112H89ZM93 113V112H92ZM100 113V112H99ZM103 113V112H102ZM105 113V112H104ZM115 113V111L113 112ZM118 113V112H117ZM116 113V115H117ZM123 114V112H121ZM164 113V112H163ZM181 113V112H180ZM239 113L241 115H239ZM244 113V112H243ZM246 113V111H245ZM49 115V113H47ZM46 114V116H48ZM119 114V113H118ZM125 114V113H124ZM150 114V113H149ZM154 113H152V116H153ZM183 114V113H182ZM250 114V113H249ZM31 115V114H30ZM113 115V114H112ZM127 115V114H126ZM148 115V114H147ZM151 115V114H150ZM160 119H162V113L160 114ZM174 115V114H173ZM239 115V117H238ZM257 115V114H256ZM106 116V115H105ZM114 116V115H113ZM121 116V115H120ZM145 116V115H144ZM168 116V115H167ZM50 117V115H49ZM53 117L51 116V119H53ZM96 117V116H95ZM101 117V116H100ZM124 117V116H123ZM130 117V116H129ZM164 117V116H163ZM165 117H166V114H165ZM243 117H245L243 115ZM254 117V116H253ZM35 118V117H34ZM48 118V117H47ZM112 118H115V117H112ZM151 118V117H149ZM264 118V117H263ZM101 119V118H100ZM126 119V118H125ZM243 119V118H242ZM113 120V119H111ZM123 122H124V125H127V121L125 122L124 119H122ZM153 120V119H152ZM164 120L166 121V124L163 125V128L164 129V132L163 134H165V137L170 135L169 132H170V128H172L171 130H173L174 127H171L172 125L174 126L175 122H173L172 120V116L169 115V117H167L166 119L164 118ZM212 120V119H211ZM241 120V118H240ZM244 120V119H243ZM117 121V120H116ZM114 121V122H116ZM145 121V120H144ZM150 121V120H149ZM163 121V120H162ZM175 121V120H174ZM215 121V120H214ZM54 122V123H53ZM109 122H110V119H109ZM131 122V121H130ZM164 122V121H163ZM213 122V121H212ZM239 122V121H238ZM134 123V122H133ZM137 123V122H136ZM178 123V121H177ZM176 123V125H177ZM182 123V122H181ZM240 123H243V122H240ZM246 123V122H245ZM252 123V122H251ZM110 124V123H109ZM119 124V123H118ZM123 124V123H122ZM132 124V123H131ZM164 124V123H162ZM179 124V123H178ZM211 124V123H210ZM237 124V123H236ZM255 124V122H254ZM111 125V124H110ZM123 125V127H124ZM155 125V124H154ZM160 125V124H158ZM239 125V124H238ZM252 125V124H251ZM130 126V125H129ZM161 126V125H160ZM182 126V125H181ZM126 127V126H125ZM124 127V128H125ZM177 127V126H176ZM194 127V125H193ZM206 128V126H204ZM239 127V126H238ZM87 128V127H86ZM98 128V127H97ZM120 128V127H119ZM123 128V129H124ZM127 128H128V125H127ZM152 128V127H151ZM155 128V127H154ZM243 128V127H242ZM251 128V127H250ZM99 129V128H98ZM107 129V128H106ZM114 129V128H113ZM126 129V128H125ZM135 129V128H134ZM153 129V128H152ZM178 129V128H177ZM221 129V128H220ZM249 129V128H248ZM43 131V135L41 134L42 131ZM80 130V129H79ZM83 130V129H81ZM118 130V129H117ZM132 130V129H131ZM176 129L174 128V131ZM44 131L46 133H44ZM48 131V132H47ZM93 131V130H92ZM99 131V130H98ZM120 131V130H119ZM161 131V130H160ZM183 131V129H182ZM242 131V130H241ZM250 131V130H249ZM78 132V131H77ZM83 132V131H82ZM107 132V131H106ZM109 132V131H108ZM187 132V131H186ZM209 132V131H208ZM248 132V131H247ZM56 134L57 136V139H55V136L51 137L50 134ZM75 133V132H74ZM113 133V132H112ZM155 133V132H154ZM171 133V132H170ZM173 133V132H172ZM199 133V132H198ZM260 133V132H259ZM263 133V132H262ZM78 134V133H77ZM80 134V133H79ZM92 134V135H91ZM98 134V132L96 133ZM118 134V133H117ZM162 134V133H161ZM201 134V133H200ZM198 134V135H200ZM237 134V132H236ZM239 134V133H238ZM251 134V133H250ZM255 134V133H254ZM253 134V135H254ZM106 135V134H105ZM116 135V134H115ZM137 135V134H136ZM149 135V134H148ZM152 135V134H151ZM185 135V134H184ZM240 135V134H239ZM242 135V134H241ZM248 135V134H247ZM260 135V134H259ZM79 136V135H78ZM120 135H118L117 137L119 138ZM127 136V135H126ZM135 136V135H134ZM187 136V134H186ZM197 136V135H196ZM223 136V135H222ZM221 136V137H222ZM252 136V134H251ZM256 136V135H255ZM262 136V135H261ZM122 137V136H121ZM163 137V136H162ZM161 137V139H162ZM239 137V136H238ZM243 137V136H242ZM110 138V137H109ZM113 138V137H112ZM140 138V137H139ZM147 138V137H146ZM170 138V137H169ZM178 138V137H177ZM220 138V137H219ZM237 138V137H236ZM252 138V137H251ZM101 139V140H100ZM108 139V138H106ZM105 139V140H106ZM122 139V138H121ZM126 139V138H125ZM157 139V138H156ZM187 139V138H186ZM247 139V138H246ZM104 140V141H105ZM115 140V139H114ZM128 140V138H127ZM131 140V139H130ZM151 140V139H150ZM182 140V139H181ZM214 140V139H213ZM124 141V140H123ZM138 141V140H137ZM148 141V139H147ZM179 141V140H178ZM221 141V140H220ZM230 141V140H228ZM249 141V140H248ZM255 141V140H254ZM102 142V141H101ZM132 142V141H131ZM130 142V143H131ZM219 142V141H218ZM245 142V141H244ZM263 142V141H262ZM80 143L82 145H80ZM103 143V142H102ZM105 143H107L105 141ZM104 143V144H105ZM110 143V142H109ZM210 143V142H209ZM214 143V142H213ZM243 143V142H242ZM112 144V143H111ZM128 144V143H127ZM133 144V143H132ZM135 144V143H134ZM156 144V143H154ZM211 144V143H210ZM221 144V143H220ZM225 144V143H224ZM240 144V143H239ZM238 144V145H239ZM21 145L25 146V147H21ZM123 145V143H122ZM131 145V144H130ZM136 145L138 146V148L140 149L139 151H142V152H139L138 154V158L144 156V154H146L145 156L148 155V152L150 149H152L150 147L149 144H145V142H136ZM194 145V144H193ZM196 145V144H195ZM203 145V144H202ZM206 145H209V144H206ZM216 144H212V145H209L210 148H212V146H214ZM222 145V144H221ZM220 145V146H221ZM3 146V145H2ZM0 147V154L2 153V149L3 147ZM11 146H10V149H11ZM136 146V147H137ZM152 146V145H151ZM156 146V145H155ZM171 146V145H170ZM232 146V144L230 145ZM251 146V145H250ZM91 147V145H90ZM102 147V146H101ZM108 147V146H107ZM120 147V146H119ZM204 147V146H202ZM208 147V146H207ZM206 147V148H207ZM227 147V146H226ZM234 147V145H233ZM229 147V148H224L225 149V152L223 151V156L224 154L227 156L233 154L231 153L233 149H237V145L236 147ZM42 148V149H43ZM85 148V147H84ZM104 148V147H103ZM193 148H198L197 146H193ZM192 148V150H193ZM200 148V146H199ZM205 148V147H204ZM216 148V147H215ZM219 148V147H218ZM242 148V147H241ZM246 148V147H245ZM87 149V148H85ZM109 149V148H108ZM130 149V148H129ZM203 149V148H201ZM217 149V148H216ZM235 149V151H236ZM240 149V148H238ZM247 149V148H246ZM249 149V148H248ZM22 150V151H21ZM60 150V151H61ZM110 150V149H109ZM108 150V151H109ZM197 150V149H196ZM200 150V149H199ZM207 150V149H206ZM75 151V150H74ZM77 151V150H76ZM126 151V150H125ZM131 151V150H130ZM129 151V152H130ZM146 151V153H144ZM154 151V150H153ZM202 151V150H201ZM205 151V150H203ZM216 151V150H215ZM231 151V152H230ZM237 151H240L238 153H245L242 149L240 150H237ZM252 151V150H251ZM107 152V151H106ZM116 152V150H115ZM133 152V151H131ZM214 152V151H213ZM218 152V151H217ZM231 154H230V153ZM234 152V151H233ZM63 153V152H62ZM65 153V152H64ZM63 153V154H64ZM112 153V152H111ZM127 153V152H126ZM151 153V150L150 152ZM206 153V152H205ZM235 153V152H234ZM253 153V152H252ZM78 154V153H77ZM115 154V153H114ZM132 154V153H131ZM154 154V153H153ZM152 154V156H153ZM182 154V153H181ZM247 154V152H246ZM245 154V155H246ZM249 154V153H248ZM257 155V153H255ZM14 155V154H13ZM13 155H9L11 157H13ZM22 155V156H21ZM55 155V153H54ZM129 155V154H128ZM156 155V154H155ZM154 155V156H155ZM221 155V154H220ZM235 155L239 156L240 159H241V155L239 154H236ZM252 155V154H251ZM254 155V156H256ZM1 156V155H0ZM7 157L8 159L6 160H9V158L11 157ZM38 156V155H37ZM150 156V155H149ZM232 157H234L233 155H231ZM231 156L229 158H231ZM248 156V155H246ZM165 157V156H164ZM195 157V156H194ZM218 157L220 158V156L218 155ZM239 157H236L239 159ZM244 157V156H243ZM61 159H64L66 157H64L63 155H61V157H59ZM70 158V157H69ZM105 158V157H104ZM136 158V157H135ZM151 158V156H150ZM224 159L225 160H228V159ZM1 159V158H0ZM18 159V160H19ZM42 159V157H41ZM55 159V158H54ZM110 159V158H109ZM137 159V158H136ZM215 159V158H214ZM218 159V158H217ZM233 159V158H232ZM235 159V158H234ZM11 160V159H10ZM17 160V159H16ZM17 160V161H18ZM43 160V159H42ZM60 160V159H59ZM149 160V159H148ZM166 160V159H165ZM196 160V159H195ZM209 160V159H208ZM207 160V161H208ZM221 159H219L218 163L220 162ZM222 160H223V157H222ZM245 160V158H244ZM248 160V159H247ZM70 161V159H69ZM122 161V160H121ZM138 160H135V161H129V162H124V163H119L120 164H117L115 166H112V167H108L106 169V171H103L102 174L104 176H106V174L109 175V173L113 174V176H117V178L119 177V179H115L116 181H113L114 183L115 182H124V181H129L131 180L135 175L134 172H136V166H139V163L137 162ZM151 161H152V158H151ZM155 161V160H154ZM216 161V160H215ZM233 160H231V162H229V165L226 163V167L227 166H234V164H237L235 163L236 159L232 162ZM241 161V160H240ZM243 161V160H242ZM251 161V160H250ZM255 161V159H254ZM3 162L5 163V159L4 161L0 160V172H1V169L2 171L5 170V168H1L3 166ZM43 161H38L37 163L40 165V168L38 169L37 168V165L35 164V169L36 172L32 171V172H27L24 176L28 177L29 178H25V179H30L32 180V182L28 183V187L27 185H25V187H27L26 189H28V192L31 193V194H46V193H51L53 192L54 190H56V192L58 191H63L66 187V185H68V183L72 182V180H76V176L80 173H75V174H70V175H67V177H58V176H52L49 172H47L46 170L47 169H43V168H47L45 166H43V164L45 163H41ZM47 162V161H46ZM56 162V160H55ZM109 162V161H108ZM153 162V161H152ZM195 162V161H194ZM197 162V161H196ZM202 162V161H201ZM200 162V163H201ZM205 162V161H204ZM223 162V161H222ZM222 162H220V165L222 164ZM238 162V160L236 161ZM244 162V161H243ZM253 162V160L251 161ZM11 163V164H10ZM9 165H8V169H10V166L11 168L14 167V165H16L17 163L19 164L20 162L18 161L17 163L15 162V164H13L12 162H10ZM83 163V162H82ZM86 163V162H85ZM198 163V162H197ZM206 163V162H205ZM217 163V164H218ZM230 163H232L230 165ZM242 163V162H241ZM240 163V164H241ZM254 163V162H253ZM17 164V165H18ZM97 164V163H96ZM157 164V163H156ZM182 164V163H181ZM203 164V163H202ZM216 164V163H215ZM251 164V163H250ZM255 164V163H254ZM21 165V164H19ZM21 165V166H22ZM38 165V167H39ZM48 165V164H47ZM153 166V164H151ZM208 165V163H207ZM214 165V164H213ZM211 165L212 169H210V171H205L206 170V164H205V169L203 170V166H201L199 169L202 168V170H198L197 168V172H195L194 174H192L193 172L190 171V173H185L186 175H182V176H178V178L180 179L179 180V183H177V188L176 189V195H177V198H179L177 201L175 198V204L173 203V207H175V212L176 213L175 215L173 216H177L178 219H179V223L176 224V220H174L175 222H173L175 224L173 230L178 232L176 233V237H177V247L173 248V253H172V256H173V261L172 264H176V262L178 261L179 264H195L194 260L196 259V255L197 259H199L196 263L197 264H210V262H208V260H210L209 258V254L212 253L210 252L211 251V247H213V245L211 243H213L214 240H212V236L215 235V233L213 234L212 233V230L214 227H216L217 224H220L219 222H221L219 219V210H221V208L217 211V212H213L211 211L212 213H214V215H210V211L208 210V206L211 204V207H212V203L214 202L213 200L215 199H208V200H205L207 198H204V195L206 193V191L211 187V185L213 184V181L215 179H218L219 177V174H220V171H222V166H220L219 164L217 166H214ZM223 165V164H222ZM245 165V164H244ZM252 165V164H251ZM60 166V165H59ZM83 166V165H82ZM87 166V165H86ZM210 166V165H209ZM224 166V165H223ZM16 167V166H15ZM143 167V166H142ZM169 167V166H168ZM235 167H239V166H235ZM234 167V168H235ZM258 167V165H257ZM261 167V166H260ZM23 168V167H22ZM32 168V169H31ZM152 168V167H151ZM231 168V167H230ZM227 167V169H230ZM66 169V168H65ZM105 169V168H104ZM154 169V168H153ZM191 169V168H190ZM207 169H208V166H207ZM225 169V168H224ZM226 169V170H227ZM232 169V168H231ZM256 169V168H255ZM44 170V171H42ZM209 170V169H208ZM225 170V171H226ZM235 170V169H233ZM8 170L6 169V171H4L5 173L7 172ZM14 171V170H13ZM24 171V170H23ZM75 171V170H74ZM140 171V170H139ZM149 171V170H148ZM157 171V170H156ZM194 171V170H193ZM196 171V169H195ZM230 171V170H229ZM232 171V170H231ZM237 171V170H236ZM240 171V170H239ZM17 172V171H16ZM58 172V171H57ZM56 172V173H57ZM80 172V171H79ZM153 172V171H151ZM160 172V171H159ZM164 172V171H162ZM177 172V171H176ZM223 172V171H222ZM255 172V171H254ZM8 173V172H7ZM13 173V172H12ZM11 173V174H12ZM32 174H35V176L31 175ZM37 173V174H36ZM86 173V172H85ZM226 173V172H225ZM227 173H228V170H227ZM230 173V172H229ZM244 173V172H243ZM251 173V172H250ZM15 174V173H14ZM83 174V173H82ZM87 174V173H86ZM111 174V176H112ZM184 174V173H182ZM223 174V173H222ZM236 174V173H235ZM240 174V173H239ZM17 175V174H16ZM66 175V174H64ZM136 175H137V172H136ZM181 175V174H180ZM197 177L199 176L200 179L196 180V176ZM253 175V174H252ZM4 176H7V175H4ZM13 176V175H12ZM32 178H31V177ZM83 176V175H82ZM195 176L194 180L193 177ZM221 176V174H220ZM18 177V176H17ZM22 177V176H20ZM85 177V176H84ZM123 179H121V178ZM140 177V176H139ZM241 177V176H240ZM11 178V177H10ZM15 178V177H14ZM115 178V177H113ZM141 178V177H140ZM160 178V177H159ZM222 178V177H221ZM229 178V177H228ZM235 178V177H234ZM249 178V177H248ZM2 179V178H1ZM4 179V178H3ZM100 179V178H99ZM167 179V178H166ZM225 179V178H224ZM223 179V180H224ZM227 179V178H226ZM233 179V178H232ZM239 179V178H238ZM104 180V179H103ZM121 180V181H120ZM143 180V179H141ZM177 180V178H176ZM228 180V179H227ZM252 180V179H251ZM24 181V180H23ZM29 181V180H28ZM101 181V180H100ZM105 181V180H104ZM149 181V180H148ZM152 181V180H151ZM226 181V180H224ZM229 181V180H228ZM226 181V182H228ZM234 181V180H233ZM131 182V181H130ZM163 182V181H162ZM175 182V181H174ZM195 182V184H194ZM215 182V181H214ZM231 182V181H230ZM11 183V182H10ZM100 183V182H99ZM133 183V182H132ZM147 183V182H146ZM155 184V182H153ZM216 183V182H215ZM229 183V182H228ZM237 183V182H236ZM24 184V183H23ZM102 184V183H101ZM175 184V183H174ZM218 184V182L216 183ZM232 184V183H231ZM95 185H97L95 183ZM215 185V184H214ZM213 185V187H215ZM230 185V184H229ZM242 185V184H241ZM245 185V184H244ZM19 186V185H18ZM93 186V185H92ZM119 186V185H118ZM129 186H132L129 185ZM156 186V185H154ZM154 186L152 187L151 184L149 185H137V186H134L133 189L131 188H127V187H124V190L125 191H129V193L132 191H135L138 192V191H146L147 192H150L152 194H155V195H159L161 191L157 190L158 188H154ZM162 186V185H161ZM217 186V185H216ZM227 186L226 183H224V186L222 185L221 187H225ZM237 186V185H236ZM239 186V184H238ZM20 187V186H19ZM23 187V185H22ZM123 187V186H122ZM158 187V186H157ZM232 188V186H230ZM17 188V187H16ZM77 188V187H76ZM87 188V187H85ZM94 188V186H93ZM98 188V187H97ZM96 188V190H97ZM106 188L108 187H105V190ZM226 188V187H225ZM242 188V187H241ZM262 188V187H261ZM75 189V188H74ZM83 189V188H82ZM99 189V188H98ZM168 189V188H167ZM174 189V190H175ZM213 189V188H212ZM219 189V188H218ZM222 189V188H220ZM227 189V188H226ZM230 189V188H229ZM228 189V190H229ZM235 189V188H234ZM68 190V189H67ZM77 190V189H75ZM102 190V187L101 189H99V191ZM224 190V189H223ZM256 190V189H255ZM84 191V190H83ZM89 191V190H88ZM11 192V191H10ZM77 192V191H76ZM80 192V191H79ZM77 192V193H79ZM208 192V191H207ZM212 192V191H211ZM225 192V191H223ZM264 192V191H263ZM28 193V194H29ZM54 193V192H53ZM100 193V192H99ZM128 193V194H129ZM130 193V194H131ZM227 194V193H226ZM153 195V196H155ZM175 195V197H176ZM208 195V194H207ZM205 195V196H207ZM221 195V193H220ZM259 195V194H258ZM264 195V194H263ZM262 195V196H263ZM115 196V195H114ZM134 196V195H133ZM248 196V195H247ZM261 196V197H262ZM49 197V195H48ZM138 197V196H137ZM215 197H217L215 195ZM235 197V196H234ZM3 198V197H2ZM31 198V197H30ZM80 198V197H79ZM84 198V197H83ZM113 198V197H112ZM134 198V197H133ZM136 198V197H135ZM149 198V197H148ZM152 198V197H151ZM161 198V197H160ZM200 198H202L200 201H198ZM226 199V197H224ZM230 198V197H229ZM19 199V198H18ZM38 199V198H37ZM217 199V198H216ZM231 199V198H230ZM1 200V199H0ZM33 200V199H32ZM60 200V199H59ZM195 200H197L198 202H201L200 204L203 203L202 207L199 206L197 207V205L193 202H195ZM2 201V200H1ZM15 201V200H14ZM21 201V199H20ZM23 201V200H22ZM31 201V200H30ZM259 201V200H258ZM261 201V200H260ZM9 202V201H8ZM120 202V203H119ZM117 205H120L121 208L125 209L128 211V214L130 216H133V218L135 217H139L140 219L143 220H154L157 224V226L159 225V222L160 220L162 219L161 216H159V214H155L154 213H150V209H146L145 207H140L139 204H134L135 202L133 201H129L128 199L127 200H122V201H119ZM197 202V204H198ZM225 202V201H224ZM247 202V201H246ZM114 203V202H113ZM233 203V202H231ZM239 203V202H238ZM245 203V202H244ZM11 204V203H10ZM21 204V203H20ZM24 204V203H23ZM22 204V205H23ZM158 204V203H157ZM198 204V205H200ZM215 204V203H214ZM32 205V204H31ZM74 205V204H73ZM226 205V204H225ZM224 205V206H225ZM248 205V204H247ZM12 206V205H11ZM21 206V205H20ZM43 206V205H42ZM55 206V205H54ZM115 206V205H114ZM162 206V205H161ZM253 206V205H252ZM255 206V205H254ZM259 206V205H258ZM35 207V206H34ZM154 207V206H153ZM172 207V209H173ZM210 207V206H209ZM36 208H40V207H36ZM36 208L34 209H29L28 211H25L23 214L24 217V223L26 222L27 224L28 223H37L40 225V228L42 227V230H46L45 232H47V229L49 227L52 226L53 228V223H49L50 220L53 221V220H56V219H59L61 217H57L55 212H52L51 210H47L45 212H43L44 210L43 209H40V210H43V211H40L39 209L37 210ZM56 208V207H55ZM107 208V207H106ZM120 208V209H121ZM197 208H200V209H197ZM214 208H217V207H214ZM225 208L222 206V209ZM248 208V207H247ZM252 208V207H251ZM27 209V208H24V210ZM46 209V208H45ZM114 209V208H113ZM122 209V210H123ZM254 208H252L251 210L254 212L253 210ZM55 210V209H54ZM156 210V209H155ZM158 210V209H157ZM210 210H213V208H210ZM224 210V209H223ZM22 211V210H21ZM57 211V210H56ZM7 212V211H6ZM5 212V213H6ZM78 212V211H77ZM130 212V213H129ZM206 212H209V216H207L208 214H206ZM255 215L257 216L256 218V221L254 223V225H252V231H253V235L252 236H256V242L258 243H255L254 245H258V247H261L264 246V201L262 202V204L260 205V207H258V209L256 208L255 210ZM21 212L17 213L16 215L19 217L21 214ZM44 213V214H43ZM62 213V212H61ZM159 213V212H157ZM249 213V212H248ZM247 213V214H248ZM8 214V213H7ZM6 214V216H7ZM59 214V213H58ZM65 214V213H64ZM108 214V213H107ZM224 214V213H223ZM228 214V213H227ZM5 214H2V212L0 213V221L1 219H3ZM62 215V214H61ZM105 215V214H103ZM205 215L207 217H209V219L206 218V221L204 219ZM237 215V214H235ZM243 215V214H242ZM15 216V217H17ZM69 216V215H68ZM76 216V215H75ZM84 216V215H83ZM106 216V215H105ZM212 216V217H211ZM239 216H240V213H239ZM250 216V215H249ZM82 217V215H81ZM85 217V216H84ZM87 217V216H86ZM90 217V216H89ZM110 217V216H109ZM113 216H111L112 218ZM171 217V216H170ZM176 217V218H177ZM224 217V216H223ZM14 218V216H13ZM21 218V217H20ZM64 218V217H62ZM61 218V219H62ZM83 218V217H82ZM175 218V219H176ZM227 218V217H226ZM247 218H248V215H247ZM19 219V218H18ZM66 218H64L65 220ZM75 219V217L73 218ZM70 220L71 222H75V220ZM91 219V218H90ZM103 218H101L102 220ZM105 219V218H104ZM130 219V218H129ZM239 219V218H238ZM246 219V218H245ZM253 219V217H252ZM13 220V219H12ZM23 220V219H22ZM21 220V221H22ZM83 220V219H82ZM109 220H111V222H109ZM121 220V219H120ZM204 220V221H203ZM244 220V219H243ZM63 221V219L61 220ZM90 221V220H89ZM103 222H100L98 223L99 221H97L96 223H90V225L88 224V226H90V229L87 230L88 231V235L82 240L80 239L81 241H78L77 245L80 246V247H84L83 249H85V247L87 248H90L92 245L94 244H98V243H107V245L109 246V248L111 250H113V253H115L114 255L118 254V256L120 257H123L124 258V261H126L128 264H151L153 261L154 263L156 264H161V260L163 259L164 255H161L162 252L159 253V250H158V246L159 243H157L154 246V248H150L151 250H155L153 251L152 253H149L150 251H148L147 253L150 254V257L148 258H145L142 257L143 256V252H142V256H141V253H139V250L141 251V249L143 248V246H147V245H143L142 243L140 245H138L139 243H137V239L135 240V234L133 235V233H136L135 230L133 231L132 228L130 229V231L127 229V230H124L120 227H122V224L118 227V225L120 224V221L118 222L119 224H117L116 220L114 218L112 219H108V221H104L102 220ZM118 221V220H117ZM127 221V220H126ZM139 221V220H138ZM235 221V220H234ZM238 221V220H236ZM253 221V220H252ZM3 222V221H2ZM20 222V221H19ZM65 222V221H64ZM78 222V220H77ZM145 222V221H144ZM25 223V225H26ZM69 223V222H68ZM88 223V221H87ZM123 223V222H122ZM131 223V222H130ZM135 223V222H134ZM13 224V223H12ZM22 224V223H21ZM51 224V226H49ZM115 224H117V226H115ZM233 224V223H232ZM235 224V222H234ZM241 224V223H240ZM10 225V224H9ZM14 225V224H13ZM73 225V224H72ZM223 225V224H222ZM221 225V226H222ZM238 225V224H237ZM5 226V225H4ZM30 226V225H28ZM129 226V225H128ZM150 226V225H149ZM161 226V225H160ZM218 226V225H217ZM220 226V225H219ZM218 226V227H219ZM9 227V226H8ZM55 227V226H54ZM66 227V226H65ZM142 227V225H141ZM171 227H167V230L169 231V229ZM234 227V226H233ZM150 228V227H149ZM1 229V228H0ZM18 229V228H17ZM59 229V228H58ZM141 229V228H140ZM165 229V227H164ZM249 229V228H248ZM5 230V229H4ZM12 230V229H11ZM40 229H38L39 231ZM66 230V229H65ZM172 230V229H171ZM242 230V229H241ZM49 231V229H48ZM146 231V230H145ZM152 231V230H151ZM150 231V232H151ZM33 232H35L33 230ZM45 232L43 233V231L41 232H38L39 234L40 233H43L42 235L45 234ZM142 232V231H141ZM215 232V231H213ZM223 232V231H222ZM1 233V232H0ZM50 233V232H49ZM85 233V232H84ZM143 233V232H142ZM255 233V235H254ZM149 234V233H148ZM170 234V233H169ZM168 234V235H169ZM213 234V235H212ZM20 235V234H19ZM26 235V234H25ZM32 235V234H31ZM38 235V234H37ZM41 235V234H40ZM173 235V234H171ZM168 236L170 239H173L172 236ZM218 235V234H217ZM223 235V234H222ZM5 236V235H4ZM46 236V235H44ZM42 237L41 236V239L40 241L37 240L36 238L33 239V240H37L38 241V244L37 246H33L31 245L32 250L29 252L27 251V247L24 245V244H21L20 241H12V239H5L7 238L6 236L4 238H2L3 236H1V239H0V264H8L6 263L5 259H8L13 256H20L21 257L23 256L24 259H22L21 261H19L17 264H51L52 262H54L57 258L58 255H60L63 251L66 250L67 248V242H66V239H53L54 242L50 243V240L48 241L45 237ZM84 236V235H83ZM175 236V235H174ZM9 237V236H8ZM20 237V236H19ZM37 237V236H36ZM59 237V236H58ZM218 237V236H217ZM168 238V240L170 241V239ZM218 239V238H217ZM220 239V238H219ZM255 239V238H253ZM9 240V241H8ZM150 240V238H149ZM158 240V239H157ZM167 240V241H168ZM212 240V241H211ZM36 241V242H37ZM155 241V240H154ZM173 241V240H172ZM253 241V240H252ZM35 242V243H36ZM148 242V241H147ZM156 242V241H155ZM158 242V241H157ZM176 242V241H175ZM249 242V241H248ZM31 243V242H30ZM34 242H32L33 244ZM144 243V242H143ZM151 243V242H150ZM230 243V242H229ZM145 244V243H144ZM152 244V243H151ZM222 245V243H220ZM249 244V243H248ZM261 244V245H260ZM142 245V246H141ZM150 245V244H149ZM228 245V244H227ZM252 245V244H251ZM253 245V246H254ZM96 246V245H95ZM151 246V245H150ZM146 249L148 250L149 247ZM163 246V244H162ZM171 246V245H170ZM215 246V245H214ZM26 247V248H25ZM29 247V248H31ZM94 247V246H93ZM107 247V246H106ZM161 247V246H160ZM244 247V246H243ZM86 248V249H87ZM146 248V247H145ZM164 251H165V255L168 256L169 253L171 252L170 251V248L168 245L164 244L163 247H161ZM257 248V247H256ZM263 247H261L262 249ZM27 252H24L23 250H25ZM95 249V247H94ZM160 249V248H159ZM258 249V248H257ZM80 250V249H79ZM110 250V251H111ZM143 250V249H142ZM145 250V249H144ZM146 250H145V253L146 254ZM221 250V249H220ZM227 250V249H226ZM225 250V252H226ZM254 248V253L258 250H256ZM264 249L261 250V252L263 251ZM218 251V250H217ZM222 251V250H221ZM260 251V249H259ZM108 252V250H107ZM112 252V251H111ZM214 252V251H213ZM252 252V251H251ZM91 253V252H90ZM218 253V252H215V254ZM221 253V252H220ZM218 253V255L220 254ZM259 253V252H258ZM258 253L256 252V254L258 255ZM96 254V253H95ZM140 254V255H139ZM171 254V253H170ZM196 254V255H195ZM214 254V253H213ZM225 254V253H224ZM253 254V253H252ZM260 254V253H259ZM264 255V252L261 253ZM100 255V254H99ZM195 255V256H194ZM216 254V256H218ZM82 256V254H81ZM141 256V257H140ZM148 256V255H147ZM212 256V255H210ZM256 256V255H255ZM195 257V259L193 258ZM215 257V256H213ZM219 257V256H218ZM263 257V256H262ZM65 258V257H64ZM220 258V257H219ZM212 259V258H211ZM255 259V258H254ZM264 259V257H263ZM262 259V260H263ZM5 260V261H4ZM19 260V259H18ZM105 260V259H104ZM153 260V261H152ZM156 260H159L156 261ZM217 260V259H215ZM224 260V259H222ZM261 260V261H262ZM226 261V260H225ZM237 261V260H236ZM260 261V262H261ZM220 262V261H219ZM68 263V262H67ZM212 263H213V260H212ZM218 263V261H217ZM221 263V262H220ZM223 263V262H222ZM15 264V263H14ZM153 264V263H152ZM163 264V263H162Z\"/></svg>",
	"mask_w": 264,
	"mask_h": 264
}]
</instances>
